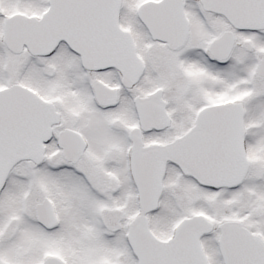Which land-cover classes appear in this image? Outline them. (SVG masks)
Here are the masks:
<instances>
[{
    "label": "snow or ice",
    "instance_id": "obj_1",
    "mask_svg": "<svg viewBox=\"0 0 264 264\" xmlns=\"http://www.w3.org/2000/svg\"><path fill=\"white\" fill-rule=\"evenodd\" d=\"M0 264H264V0H0Z\"/></svg>",
    "mask_w": 264,
    "mask_h": 264
}]
</instances>
